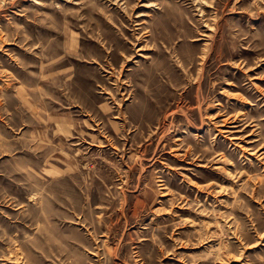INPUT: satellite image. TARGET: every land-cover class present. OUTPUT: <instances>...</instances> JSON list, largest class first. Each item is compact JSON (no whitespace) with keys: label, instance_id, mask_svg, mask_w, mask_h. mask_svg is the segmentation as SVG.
<instances>
[{"label":"rangeland","instance_id":"1","mask_svg":"<svg viewBox=\"0 0 264 264\" xmlns=\"http://www.w3.org/2000/svg\"><path fill=\"white\" fill-rule=\"evenodd\" d=\"M0 264H264V0H0Z\"/></svg>","mask_w":264,"mask_h":264}]
</instances>
